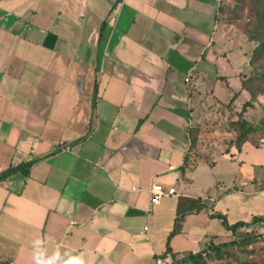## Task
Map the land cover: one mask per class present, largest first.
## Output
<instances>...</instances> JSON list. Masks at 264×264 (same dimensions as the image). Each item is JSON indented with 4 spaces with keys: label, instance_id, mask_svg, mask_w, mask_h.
Returning <instances> with one entry per match:
<instances>
[{
    "label": "crops",
    "instance_id": "crops-1",
    "mask_svg": "<svg viewBox=\"0 0 264 264\" xmlns=\"http://www.w3.org/2000/svg\"><path fill=\"white\" fill-rule=\"evenodd\" d=\"M222 2L0 0V175L21 167L0 178V264H155L264 216V143L192 156L194 127L251 98L255 42Z\"/></svg>",
    "mask_w": 264,
    "mask_h": 264
},
{
    "label": "trees",
    "instance_id": "trees-1",
    "mask_svg": "<svg viewBox=\"0 0 264 264\" xmlns=\"http://www.w3.org/2000/svg\"><path fill=\"white\" fill-rule=\"evenodd\" d=\"M256 3V10L254 12L253 21L244 25L243 35L249 40L256 43L252 53L250 55L251 73L243 80V88L248 90L251 94V98L247 100L241 111L238 112L237 119H230L228 121L230 129L233 131V137L230 140V145H235L239 150L242 149L246 142H251L255 146L259 147L264 143V114L259 122L254 123L250 121L245 111L248 107L254 106L260 95H264V0H252ZM200 126H196L192 130L193 145L196 144V132L199 131ZM21 169L20 166H11L1 177L10 175ZM264 220V216H256L252 221H239L234 224H228L225 218V222L229 228L233 230L234 235L237 237L235 240L223 241L221 243H213L210 247L198 251L190 252L177 256L174 259H169L168 249L167 253L156 256V261L165 259L168 261H181L187 264H207L209 259H219L224 256L223 246L235 243H243L245 245L252 243L259 238L260 234L252 231H245L250 226H261V221ZM244 229V230H243ZM239 264H261L256 259L246 257L244 259H238Z\"/></svg>",
    "mask_w": 264,
    "mask_h": 264
},
{
    "label": "rangeland",
    "instance_id": "rangeland-1",
    "mask_svg": "<svg viewBox=\"0 0 264 264\" xmlns=\"http://www.w3.org/2000/svg\"><path fill=\"white\" fill-rule=\"evenodd\" d=\"M256 8V3L252 0H223L220 8L221 23L226 30H230V33L243 34V27L253 21ZM211 107L207 103L205 110ZM198 126L200 127L199 131L196 132L197 142L192 152L195 162L208 158L207 150L211 143L219 139H225L229 143L234 134L229 127L228 120L220 123V120L215 117H210L209 121ZM228 132L232 134L230 135ZM198 139L201 141L198 142ZM252 228L255 233L260 234L258 239L247 245L235 241V243L223 246L224 256L219 259H209L207 264H239L238 259L246 257L256 259L264 264V227L254 226ZM236 237L234 235L229 241L235 240Z\"/></svg>",
    "mask_w": 264,
    "mask_h": 264
},
{
    "label": "built area",
    "instance_id": "built-area-1",
    "mask_svg": "<svg viewBox=\"0 0 264 264\" xmlns=\"http://www.w3.org/2000/svg\"><path fill=\"white\" fill-rule=\"evenodd\" d=\"M164 193H165V189L162 184L153 183L151 187L152 203L153 204L158 203L161 197L164 195ZM260 225H261L260 227H264V220L261 221ZM252 227L254 226L248 227L246 231H252L253 229ZM155 264H187V263L181 262V261L175 262V261H168L165 259H160V260H157Z\"/></svg>",
    "mask_w": 264,
    "mask_h": 264
},
{
    "label": "clouds",
    "instance_id": "clouds-1",
    "mask_svg": "<svg viewBox=\"0 0 264 264\" xmlns=\"http://www.w3.org/2000/svg\"><path fill=\"white\" fill-rule=\"evenodd\" d=\"M76 264H83V261H77Z\"/></svg>",
    "mask_w": 264,
    "mask_h": 264
}]
</instances>
